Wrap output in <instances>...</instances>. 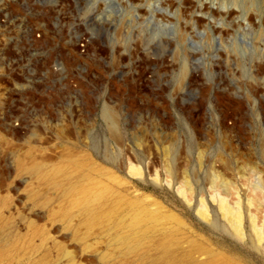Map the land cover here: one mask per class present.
<instances>
[{"label": "rangeland", "instance_id": "obj_1", "mask_svg": "<svg viewBox=\"0 0 264 264\" xmlns=\"http://www.w3.org/2000/svg\"><path fill=\"white\" fill-rule=\"evenodd\" d=\"M223 14L255 33L249 68L197 63ZM68 157L125 198L115 218L31 168ZM135 205L142 252L118 240ZM164 231L194 264H264V0H0V264L150 263Z\"/></svg>", "mask_w": 264, "mask_h": 264}, {"label": "bare ground", "instance_id": "obj_2", "mask_svg": "<svg viewBox=\"0 0 264 264\" xmlns=\"http://www.w3.org/2000/svg\"><path fill=\"white\" fill-rule=\"evenodd\" d=\"M84 162L80 158L68 157L65 163L60 162L61 164L44 171L41 163L34 162L31 168L41 170L47 180L62 189L70 197L69 204L79 208L88 223L115 218L120 213L125 198L115 192L112 184L93 174L91 167ZM20 164L23 165V162ZM60 175H64L63 178ZM233 214L238 217L236 212ZM155 217V213L146 206L135 205L129 219L120 223L123 230L120 231L118 240L122 247L127 251L142 252L144 243L153 239L150 228L154 225ZM171 235V231H164L155 239L159 247L158 254L150 263L143 264H194L187 254L173 246ZM211 258L217 264H241L239 260L221 251H213Z\"/></svg>", "mask_w": 264, "mask_h": 264}, {"label": "built area", "instance_id": "obj_3", "mask_svg": "<svg viewBox=\"0 0 264 264\" xmlns=\"http://www.w3.org/2000/svg\"><path fill=\"white\" fill-rule=\"evenodd\" d=\"M233 21L239 22V19L223 14L216 21L213 19L212 24L207 23L199 29L196 39L191 41L196 49L198 65L213 67L221 61L233 65L235 56L238 69L249 68L254 60L252 53L255 33L240 29L242 25L233 26Z\"/></svg>", "mask_w": 264, "mask_h": 264}]
</instances>
